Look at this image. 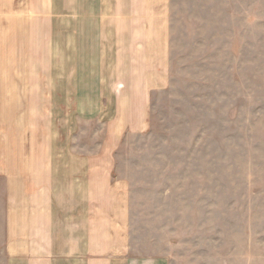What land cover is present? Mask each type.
Instances as JSON below:
<instances>
[{
	"label": "rangeland",
	"instance_id": "obj_1",
	"mask_svg": "<svg viewBox=\"0 0 264 264\" xmlns=\"http://www.w3.org/2000/svg\"><path fill=\"white\" fill-rule=\"evenodd\" d=\"M52 14L37 15L23 45L10 33L7 43L0 26V141L22 134L32 151L111 149L113 180L125 186L110 195L124 200L141 258L264 264V0H172L163 13L166 53L158 45L148 61L158 72L148 122L119 138L105 123L116 115L112 91L94 118L78 114L69 28L52 27L67 24L68 13L62 4Z\"/></svg>",
	"mask_w": 264,
	"mask_h": 264
},
{
	"label": "crops",
	"instance_id": "obj_2",
	"mask_svg": "<svg viewBox=\"0 0 264 264\" xmlns=\"http://www.w3.org/2000/svg\"><path fill=\"white\" fill-rule=\"evenodd\" d=\"M62 4L67 24L52 27L69 28V90L78 114L94 118L90 112L109 103L104 92L110 90L116 115L102 122L114 125V137L143 129L158 77L148 61L157 60L158 45L166 53L163 13L172 11V0H0L6 42L10 33L15 43H26L37 15L52 12L55 19ZM8 91L11 103L17 101L12 85ZM58 136L53 133V144ZM17 138L0 141V264H168V257L133 253L124 200L110 195L125 186L113 180L111 149L94 154L45 145L32 151L27 138ZM110 199L117 200L116 212Z\"/></svg>",
	"mask_w": 264,
	"mask_h": 264
}]
</instances>
